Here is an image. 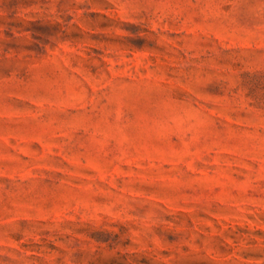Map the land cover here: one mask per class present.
I'll list each match as a JSON object with an SVG mask.
<instances>
[{"label":"rangeland","instance_id":"1","mask_svg":"<svg viewBox=\"0 0 264 264\" xmlns=\"http://www.w3.org/2000/svg\"><path fill=\"white\" fill-rule=\"evenodd\" d=\"M0 264H264V0H0Z\"/></svg>","mask_w":264,"mask_h":264}]
</instances>
